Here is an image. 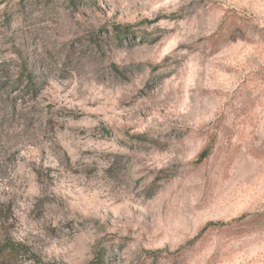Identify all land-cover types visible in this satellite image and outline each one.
I'll list each match as a JSON object with an SVG mask.
<instances>
[{"label":"rangeland","instance_id":"1","mask_svg":"<svg viewBox=\"0 0 264 264\" xmlns=\"http://www.w3.org/2000/svg\"><path fill=\"white\" fill-rule=\"evenodd\" d=\"M0 264H264V0H0Z\"/></svg>","mask_w":264,"mask_h":264}]
</instances>
